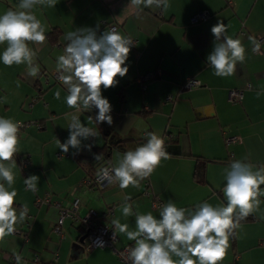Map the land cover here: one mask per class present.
I'll return each mask as SVG.
<instances>
[{
  "label": "crops",
  "instance_id": "crops-1",
  "mask_svg": "<svg viewBox=\"0 0 264 264\" xmlns=\"http://www.w3.org/2000/svg\"><path fill=\"white\" fill-rule=\"evenodd\" d=\"M18 3L0 0V14L9 8L19 10ZM129 4L130 0H57L55 8L37 5L32 11L47 25L48 36L44 45H30L37 52L40 75L33 78L25 65L6 67L0 62V117L25 124L17 155L29 160L21 169L16 158L18 167L14 169L16 204L27 205L28 218L17 226L18 232L0 242V264H16L13 251L24 264H123L109 246L87 250L82 226L69 216L63 220L62 233L54 232L58 209L53 201L68 206L78 199L80 215L94 209L99 222L119 218L134 227V217L125 220L121 213L125 195L131 196L141 212L154 215H158L154 206L169 199L178 207L203 200L217 205L223 201L224 171L232 160L248 157L251 163L264 164V0H170L166 11L155 6L137 11ZM197 11L209 14L193 21ZM218 20L229 24V34L239 37L246 48L245 62L237 64L235 74L226 78L213 75L206 62L215 40L211 27ZM97 24L101 30L115 25L131 35L135 45L126 62V76L103 91L113 106V124L105 122L97 128L88 119L95 109L80 114L81 121L100 135L82 141L93 146L91 151L82 148L79 153L90 155L94 146H101L106 128L108 138L128 139L122 149H110L107 162L115 165L124 152L141 145L145 132L155 131L165 138L170 158L137 188L87 185L88 170L77 163L75 150L63 154L56 144V138L61 143L68 138L66 114L74 111L64 102L66 92L56 78V57L63 52L66 32ZM249 36L262 37L259 52L252 51ZM5 47L0 45V52ZM147 73L152 76L145 77ZM189 77L200 84L184 88ZM232 88L242 90L240 100L229 99ZM57 90L60 100L54 98ZM234 136L239 140L226 141ZM30 175L40 178L36 192L26 190L24 179ZM45 196L49 202L37 201ZM260 214H264V202L254 220L242 222L222 264H264V219H259ZM129 243L134 242L120 234L114 246Z\"/></svg>",
  "mask_w": 264,
  "mask_h": 264
},
{
  "label": "clouds",
  "instance_id": "clouds-1",
  "mask_svg": "<svg viewBox=\"0 0 264 264\" xmlns=\"http://www.w3.org/2000/svg\"><path fill=\"white\" fill-rule=\"evenodd\" d=\"M37 5L55 8L57 0H19V10L9 8L0 14V45L6 44L0 52V62L6 67L25 65L27 74L33 78L40 75L41 65L37 62L36 50L30 45H44L48 40L47 25L32 11ZM129 6L137 11L153 6L166 11L171 7L170 0H130ZM229 28L223 20L211 27L215 40L213 51L206 57L213 75L222 78L233 76L237 64L246 60L242 40L230 35ZM64 40L63 52L55 60V72L66 92L64 102L74 111L66 114L68 138L63 143L56 138V144L63 154L73 149V155H77L82 148L91 151L93 146L82 141L100 135L81 121V113L95 109V115L88 119L97 128L105 122L109 126L113 124V106L103 91L117 86L118 77L126 76L129 71L126 62L135 43L131 35L116 28L101 30L99 24L68 31ZM248 40L253 45L252 51L259 52L261 42L254 36H249ZM260 95L257 92V98ZM54 98L61 99L60 90L54 93ZM23 126L21 121L0 117V242L13 236L17 226L28 218L27 205L17 207L18 193L14 187ZM93 156L96 161L104 159L103 153ZM169 158L165 138L155 131L147 132L145 143L124 152L117 164L101 167L96 172L97 183L115 184L121 190L137 188ZM39 179L37 175L24 179L26 190L38 191ZM224 180L221 203L213 205L203 200L190 207H178L169 199L154 206L158 215L152 211L141 212L131 196L125 195L121 213L125 220L134 217V227L119 218L112 219V239L122 234L134 242L126 249L130 264H222L231 241L239 236L242 222L260 213L264 202L261 200L264 164L251 163L248 157L232 160L225 168ZM259 219H264V214H260ZM13 255L16 264H21V255L16 251Z\"/></svg>",
  "mask_w": 264,
  "mask_h": 264
},
{
  "label": "built area",
  "instance_id": "built-area-1",
  "mask_svg": "<svg viewBox=\"0 0 264 264\" xmlns=\"http://www.w3.org/2000/svg\"><path fill=\"white\" fill-rule=\"evenodd\" d=\"M208 12L206 11H197L192 16V20L196 21L198 19H203L208 16ZM116 28L115 25H110L109 29ZM260 42L262 41V37L258 36L256 37ZM152 76V73H147L145 77ZM200 84V81L194 77H189L183 82L184 88H190L193 86H197ZM170 97V96H169ZM242 97V90L239 88H232L229 91V99L232 101L240 100ZM25 125V124H23ZM143 136H146V132ZM239 140V137H228L226 138V141H236ZM16 158L19 160V167L21 169L25 168L29 162L27 156H20L17 155ZM105 166L111 167L112 165L107 164ZM104 166V167H105ZM87 185H90L92 187H102L101 184L97 183L96 173L92 176H88L86 178ZM38 202L41 201H48V197L43 198H37ZM161 204V203H159ZM159 204H156L157 206ZM53 205L58 209V215L53 223V230L56 233L61 234L62 233V224L65 217L69 216L72 219H75L79 221L80 225L83 228V243L87 250H91L95 247H103V246H109L113 249V251L117 254V256L121 259L123 264H130V262L127 261V252L126 249L132 245L131 243L124 245L121 248H116L114 246V242L116 240L112 239V230L113 226L111 223L108 222H99L96 220V212L94 209H87L82 215L78 213L79 209V201L78 199H74L70 205L68 206H62L58 201H53ZM19 230L17 229L16 232ZM37 257L34 258V261H37ZM55 260H57V255L54 257ZM8 264H15L12 261L8 262ZM24 264V261L23 263Z\"/></svg>",
  "mask_w": 264,
  "mask_h": 264
},
{
  "label": "trees",
  "instance_id": "trees-1",
  "mask_svg": "<svg viewBox=\"0 0 264 264\" xmlns=\"http://www.w3.org/2000/svg\"><path fill=\"white\" fill-rule=\"evenodd\" d=\"M110 135L109 131L105 128L103 129V139L105 140L104 143L101 146H94V152L90 155L79 153L77 155H74L77 163L81 165L82 167L87 168V173L89 176L94 175L101 167H104L105 165L109 164L107 162V159L109 157V152L111 148H117L122 149L124 144L127 142V138H119V139H110L108 138ZM146 142V136H143V140L140 141L141 145ZM104 154V159L101 161H96L94 159L93 154ZM95 161V163L93 162ZM103 163V164H102ZM96 164V166H95ZM98 165V166H97ZM24 169V168H23ZM196 170H198V166L196 167ZM255 216H249L246 221L254 220Z\"/></svg>",
  "mask_w": 264,
  "mask_h": 264
},
{
  "label": "water",
  "instance_id": "water-1",
  "mask_svg": "<svg viewBox=\"0 0 264 264\" xmlns=\"http://www.w3.org/2000/svg\"><path fill=\"white\" fill-rule=\"evenodd\" d=\"M83 238H84V236H83ZM82 241H83V239H82Z\"/></svg>",
  "mask_w": 264,
  "mask_h": 264
}]
</instances>
